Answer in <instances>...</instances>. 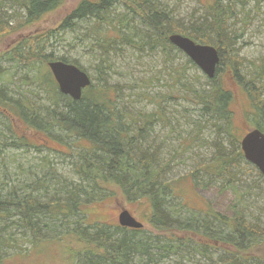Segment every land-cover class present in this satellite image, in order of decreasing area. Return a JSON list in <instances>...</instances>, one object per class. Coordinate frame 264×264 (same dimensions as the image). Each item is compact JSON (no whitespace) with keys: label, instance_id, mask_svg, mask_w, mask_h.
Wrapping results in <instances>:
<instances>
[{"label":"trees","instance_id":"trees-1","mask_svg":"<svg viewBox=\"0 0 264 264\" xmlns=\"http://www.w3.org/2000/svg\"><path fill=\"white\" fill-rule=\"evenodd\" d=\"M2 1L18 5L24 12L21 18L30 25L38 24L44 15L57 13L64 6V0ZM196 1L205 15L192 21V17L180 16V11L172 7V0H80L64 19L42 33V45L39 43L41 47L34 53L27 52L18 43L2 57L31 67L37 73L38 61L60 60L82 68L66 57L46 54L45 42L65 30H78V24L87 20L92 24L88 34L95 35V42L103 50L127 45L140 51L148 47L149 50L167 48L170 52L177 50L168 41L171 34L187 36L200 44H209L212 40L219 55L215 71L223 65V56L227 53L231 60L228 75L235 79L237 61L231 50L235 45L234 37L226 30V22L234 14L233 2ZM117 6H122L124 13H116ZM134 17L138 18L139 27L132 21ZM5 29L10 31L7 26ZM164 54L167 57L168 54ZM32 56L39 58L38 61L32 58L31 62ZM105 62L101 59L99 71ZM187 62L193 65L191 60ZM259 66L261 69L253 74L263 79L264 61ZM176 74L179 76L176 85L197 99L201 119L213 120L218 131L212 143L215 151L211 162L198 165L187 178L194 187L201 184V176H209L210 182L220 178L226 181L225 188L231 186V170L244 160L241 149L235 145L238 141L230 140L233 139L232 92L216 83V79L208 80V89L189 88V83L183 82L184 69ZM36 75L35 79L48 94V106L38 110L29 108L26 113L24 105L16 101L12 102V108L27 125V132L45 136L67 148L65 155L71 158L72 173L58 175L44 156L39 163L40 174L33 173L30 179L16 185L0 183V264L9 258L10 252L25 257L43 242L59 243L79 264H264V219L261 216L247 215L240 199L232 206L231 216L210 209L199 215L187 207L176 183L166 178L168 162L163 164L159 146L154 145L152 139L153 126L161 118L160 111L132 113L119 108L110 97L111 89L92 81L83 90L80 100L73 101L59 92L48 69L45 74ZM240 84L249 96L250 117L255 128L264 132V100L257 91L259 87L243 79ZM0 98L11 102L3 84H0ZM200 122L192 126L197 129L193 136L191 131L181 139L179 149L189 151L196 142H203L200 134L205 125H198ZM226 137L230 148L223 145ZM9 139H14L19 147L39 150L47 146L46 141L28 142L24 134L2 137L0 132V143L4 140V145L15 144L7 143ZM258 175L263 177L260 172ZM110 200L147 205L149 222L157 235L144 237L140 234L142 230L111 229L104 224L89 223L86 206L102 205ZM152 248L157 252H151ZM211 249L221 252L213 257L216 253H210ZM180 252L181 256L170 259ZM195 252L202 256L203 263L193 259Z\"/></svg>","mask_w":264,"mask_h":264},{"label":"rangeland","instance_id":"rangeland-1","mask_svg":"<svg viewBox=\"0 0 264 264\" xmlns=\"http://www.w3.org/2000/svg\"><path fill=\"white\" fill-rule=\"evenodd\" d=\"M80 0H64V6L57 13L44 15L43 19L34 25L27 24L18 5L0 0V84L6 89V97L11 102H4L0 98V132L2 137L25 135L28 142L41 143L46 141V147L36 150L32 147H19L14 139L7 143H0V183L5 182L16 185L17 182L30 179L32 174H40V160L47 156L56 173L61 176H69L71 158L66 157L67 148L45 136H37L35 133L27 132V125L21 121L16 110L12 108V102H19L24 105V111L28 109H44L48 106L49 99L42 84L39 85L35 75L45 74L47 63H41L39 58L32 56L29 60L38 61L37 70L18 63L4 59L2 55L7 49L14 45L22 44L26 51L34 53L40 48L43 41V32L57 25L66 17L72 7ZM232 1L233 16L226 22L229 33L234 37L232 56L235 57L236 72L235 79L229 73L230 58L224 53L223 65L215 71L213 78L209 79L190 60L186 54L179 49L167 48L158 50H135L127 45H117L110 50H103L95 42V35L88 34L92 24L83 21L78 24V30H65L56 36H52L45 42L46 54L54 58L66 57L76 61L90 77L95 85L110 88V97L119 108L127 111L156 112L160 111L161 118L153 126L152 139L154 145L159 146L161 158L165 166V175L168 180L176 183V189L180 192L184 202L193 212L203 215L210 209L223 215H232V206L240 199L244 212L261 216L264 219V178L258 175V169L245 159L238 166L231 170V186L226 188L225 180L215 178L210 182L209 176H201L200 185L194 187L187 175L194 171L198 165L211 162L215 147L212 143L217 137V128L213 120L205 122L201 119V112L197 99L191 92L176 85L179 77L176 73L184 69V81L189 83V88L208 89V80H215L227 87L232 92L230 103L232 115V135L230 139L238 141L235 145L240 148L241 138L251 129L255 128V122L251 116V102L245 89L240 82L243 80L254 85L261 93L264 100V78L254 75L255 70L261 69V62L264 61V0H230ZM172 7L180 11L181 17H192L198 20L205 15V10L196 0H172ZM116 13H124L122 6H117ZM188 15V16H186ZM130 17V16H129ZM22 19V20H21ZM21 20V21H19ZM132 21L139 27L138 18ZM10 31L6 30V26ZM89 28V29H88ZM41 44V43H40ZM207 44V43H206ZM42 45V44H41ZM212 45V40L209 44ZM215 48V47H214ZM168 54L167 57L165 54ZM101 59L106 62L99 71ZM55 61V60H52ZM33 62V60L31 61ZM31 62L28 64L30 65ZM50 62V61H49ZM257 65V68H256ZM49 70V69H48ZM257 77V78H256ZM211 83V82H210ZM132 112V113H133ZM205 125L201 132L203 142H196L189 151L179 149L181 139L191 132L192 136L197 132L193 128L195 122ZM171 125V126H170ZM222 137L224 135L221 134ZM224 147L228 138H224ZM209 144V145H208ZM51 148L55 151H50ZM230 148V146L228 147ZM224 178V177H223ZM226 179L228 176L226 175ZM128 210L139 222L143 223L140 234L144 237H154L156 230L150 225V209L147 205L129 204L121 200H110L102 205L86 206L87 219L89 223H99L110 226L111 229L118 227V215L122 210ZM263 211V213L261 212ZM184 214V213H183ZM131 233V232H130ZM140 235L139 233H135ZM71 252V250H69ZM157 252L155 248L150 250ZM213 257L218 256L221 251L209 250ZM3 264H79L77 259L71 257V253L64 252L59 243H40L37 248L30 250L25 257L18 252H10ZM178 255H171L170 259L175 260ZM198 263H203L200 254L193 255ZM5 260V259H4Z\"/></svg>","mask_w":264,"mask_h":264},{"label":"water","instance_id":"water-1","mask_svg":"<svg viewBox=\"0 0 264 264\" xmlns=\"http://www.w3.org/2000/svg\"><path fill=\"white\" fill-rule=\"evenodd\" d=\"M168 41L186 54L207 78L214 77L219 55L212 45L196 43L180 34L169 35ZM47 67L59 92L73 101L80 100L83 90L91 84L88 74L74 64L55 60L48 62ZM240 149L244 159L254 165L264 178V132L258 128L249 130L240 140ZM118 224L121 227L132 229H139L143 226L125 209L118 215Z\"/></svg>","mask_w":264,"mask_h":264},{"label":"flooded vegetation","instance_id":"flooded-vegetation-1","mask_svg":"<svg viewBox=\"0 0 264 264\" xmlns=\"http://www.w3.org/2000/svg\"><path fill=\"white\" fill-rule=\"evenodd\" d=\"M117 221H118V218H117ZM142 223V222H141ZM143 224V223H142ZM118 228L122 229V230H130V231H140L142 230L143 226L139 229H132V228H126V227H121L119 224H118Z\"/></svg>","mask_w":264,"mask_h":264}]
</instances>
